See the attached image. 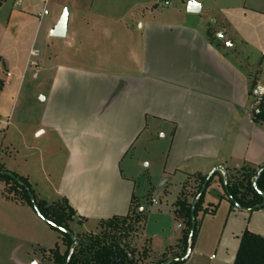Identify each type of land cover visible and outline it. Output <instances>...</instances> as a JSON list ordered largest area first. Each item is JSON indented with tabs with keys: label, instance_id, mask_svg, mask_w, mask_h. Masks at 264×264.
Listing matches in <instances>:
<instances>
[{
	"label": "crops",
	"instance_id": "obj_1",
	"mask_svg": "<svg viewBox=\"0 0 264 264\" xmlns=\"http://www.w3.org/2000/svg\"><path fill=\"white\" fill-rule=\"evenodd\" d=\"M50 1L0 0L1 163L26 177L40 199L67 200L76 212L70 228L77 235L81 232L72 225L92 232L101 221L127 215L133 200L141 204L133 174L140 160L125 162L141 142L142 148L153 151L162 181L158 191L150 187L144 196L148 207L160 213L159 229L148 233L144 207L143 236L157 256L180 253L183 220L175 213L176 201L186 196L194 204L200 178L219 166L227 176L264 166V124L253 120L264 96V0H195L202 4L198 14L187 12L190 0L161 13L145 6L147 2L124 9L110 0H100L95 7V0H76L74 23L68 4L59 0L49 10ZM6 3L10 7L3 11ZM66 8L67 33L54 37L51 32ZM43 28L47 45L51 39L61 40L63 46H73V52L51 57L40 51L35 79L41 75L37 86L43 96L32 141L24 115L11 121L30 51ZM253 81L254 88L263 89L262 96L253 94ZM12 127L26 149L39 152L32 154L28 172L12 170L2 160L3 141ZM217 172L212 179L222 185L224 172ZM4 188L0 180V220L4 216L11 227L0 225V240L22 237L27 227L46 250L43 260L54 264L49 254L62 241L61 234L30 205L6 198ZM219 196L230 203L225 193ZM153 199L159 200L158 206ZM212 206L203 202L189 257L174 264L234 263L239 242L226 247L219 261L201 246L207 235L198 245L202 220L217 208L214 213L204 210ZM243 211L248 213L245 229L264 236V209ZM235 238L239 241L238 234ZM66 249L63 243L59 252ZM8 250L0 246V254Z\"/></svg>",
	"mask_w": 264,
	"mask_h": 264
},
{
	"label": "rangeland",
	"instance_id": "obj_2",
	"mask_svg": "<svg viewBox=\"0 0 264 264\" xmlns=\"http://www.w3.org/2000/svg\"><path fill=\"white\" fill-rule=\"evenodd\" d=\"M57 1L59 0H51L48 9L51 10V8L54 7V3H56ZM61 1L65 2V4H68L67 6L71 7V13H70L71 23H74V19L76 18L75 15L77 14V12L73 7V4L76 0H61ZM98 1L100 0H95L94 7L98 3ZM110 1H112L115 4L116 3L119 4L124 9L133 8L136 4H137L136 7L139 8L141 5L138 4L147 2L148 5L145 6H149V7L153 6L154 11H156V13L167 11L168 9L173 8L175 5H178L181 2L180 0H171L170 4L165 5L163 0H110ZM7 7H10L9 3L5 4L3 11H6ZM122 7H120V9ZM80 12H81L80 14L78 13L79 15L86 14L84 13V11H80ZM213 20L214 19L210 20L211 25H215ZM136 22L137 21H131V23H133L134 25H136ZM35 43H36L35 47L37 49H39L43 53H47L48 56L50 55L51 57H53L54 54H57L58 52H60L61 55L65 53L66 55L67 54L71 55L73 52V48H72L73 46H71V48H67L66 46H63L61 44V40L51 39V41L47 45L45 41L44 28L40 32L39 38L36 40ZM33 71L34 69L30 68L28 70L27 75L25 76V81L20 92L19 105L16 107L14 111V116L11 122H13L14 124L15 122H17L18 118L24 115L26 120L30 121L29 123L31 124V126H29L30 129L28 130L30 132V135L27 138L29 140L35 141L33 138V130L35 127L32 126L33 123L37 121V117L39 114L38 107L42 102L43 95L42 93H40L41 90L37 86L41 80V75L40 78L36 80L32 76ZM18 138H20L18 133H16L12 127V131L8 132V137L6 138L7 140L3 141L4 152L2 155V160L6 164V166L8 168H12V170H16L17 172L20 173L28 172V169L33 168V164H32L33 157L39 156V152L26 149L22 145V143L18 140ZM10 139H12L14 143H10L11 142ZM37 141H38L37 143H39V147L43 146L44 148V142L42 141V139H39ZM140 143L141 142H139V145L136 147V149L127 156L125 162L130 161L131 159L135 161L140 160V165L135 167V171L133 174L135 175V181H136V195L141 204L135 202L134 209L137 211L138 207H141L140 209H143L144 207L146 208V211L149 214L147 231L148 233H151V230L159 229L161 216L160 213H158V211L156 210L157 208L152 206L148 207L144 196L146 193H148L150 187L155 188L154 193L159 190L158 187L162 182L159 180L161 167L154 166L153 151H151L150 149L146 150L142 148ZM33 153L35 156L32 155ZM147 162L151 163L150 167L146 165ZM241 171H243V169H241ZM174 188H175V183L173 181L170 185V190L173 191ZM224 193L225 190L223 186L217 180L212 179L208 185V189L205 192L204 202L206 204L212 203L213 205L212 207H215V205L218 206L216 207L217 210L214 215L206 216L202 220V225H203L202 232L200 234V237L198 238V245H201L200 243L203 242L202 239L203 235L205 237L207 235L206 240L202 243L201 246H203L204 250L208 252L207 254H213L217 256V261L221 260L226 247L230 248L231 243L233 242L240 243V237L242 235L241 232L246 228L247 218H248V213L243 210H240V208L238 207H234L233 210H231V212L229 211L231 207L230 203L225 198L223 200H220L219 195H222ZM151 196L152 193L150 194V197ZM153 201L155 206H158L159 200L157 201L153 199ZM1 218H2L0 220L1 228L4 229L5 227H11V225L8 224L4 216H2ZM200 220H201V215H199L198 218L199 221L198 225L200 224ZM16 223L18 226V222ZM72 228L73 230H75V232H81L77 234L79 235L78 238L79 240L82 239L83 235L99 233L102 230L101 226L100 227L98 226L97 228L93 229L92 232L89 231L82 232L83 230L75 225H72ZM25 229L26 232H24V235L22 237L16 239H11V238L9 239L7 237H4L5 239L1 238L0 246L3 247L4 249L9 248L7 253L3 252L0 254V261L2 264H34V262H39V261L41 262L45 261L43 262V264H47V261L43 260V256H44L43 253L46 250H44L43 249L44 247L39 244L38 236L33 231L31 230L29 231L27 227ZM123 232H125L123 233V236L128 237L127 240L131 242L133 246H137L140 255H142L144 248L149 247L148 240L145 239L143 236L142 223L131 224V227L128 226ZM237 234L239 235L238 238L239 241L235 238ZM58 245L60 248L63 247V242L61 240L57 241V243L54 244L53 246L55 248Z\"/></svg>",
	"mask_w": 264,
	"mask_h": 264
},
{
	"label": "trees",
	"instance_id": "obj_3",
	"mask_svg": "<svg viewBox=\"0 0 264 264\" xmlns=\"http://www.w3.org/2000/svg\"><path fill=\"white\" fill-rule=\"evenodd\" d=\"M209 34L212 35L211 32H209ZM255 84L256 82L253 81V89ZM3 86L4 81L0 79V91ZM259 101L257 105L259 112L255 113L254 111L253 120L256 123L264 124V96H262ZM257 173L258 170L255 168H246L236 175H228V191L224 185V179L221 178L225 196L230 201L231 206L236 207L237 203L249 212L264 209V206L262 208L258 207V205L264 202V196L253 186V178ZM216 174L219 173L217 172ZM206 177L207 176H202L200 178V184L193 193L194 200L200 195ZM0 180L5 184L4 196L6 198L16 202L26 203L34 208L29 192L34 195L40 212L45 218L56 225L49 224L61 234L62 242L67 247L65 253L61 254L59 252V247L56 246L50 250L49 256L54 264H66L73 244V238L70 234L73 233V231L70 228V222L76 215L75 210L69 205L68 201L62 200L60 202L48 203L40 199L26 177L7 169L1 161ZM257 187L259 191L264 193V170L257 180ZM205 192L206 190L200 195L199 201L196 204V217L198 213L203 210L202 205ZM229 194L233 197L234 201L229 198ZM135 202L136 201L133 200L127 215L115 216L108 220L101 221L99 227L101 226L102 230L99 233L83 235L81 240L78 239L79 235H75L78 244L68 264H161L168 261L171 257L184 258L188 252L189 246L191 245V247H193L198 229L197 222L193 237L190 239L192 228L191 209L193 202L190 203L185 196L180 197L175 203V213L179 219L183 220V237L181 239V252L175 253L171 257H167L166 252L157 256L153 253L150 245L144 248L142 255H140L137 246H133V244L127 240L128 237L123 236V233H125L123 231L128 226L131 227V224L142 223V230L144 228L147 214L141 210L140 207H138L136 211L134 209ZM216 207L217 205L210 210L205 209L204 212L214 213ZM59 227L66 229L70 233L62 232ZM233 264H264V236L248 229L244 230L240 237L239 247Z\"/></svg>",
	"mask_w": 264,
	"mask_h": 264
},
{
	"label": "water",
	"instance_id": "obj_4",
	"mask_svg": "<svg viewBox=\"0 0 264 264\" xmlns=\"http://www.w3.org/2000/svg\"><path fill=\"white\" fill-rule=\"evenodd\" d=\"M195 5H198L195 6ZM195 5H193L191 3V0L188 1L187 3V12L189 13H195V14H198L202 11V4L201 3H198L197 1H195ZM68 22H69V9H65L58 24L55 26V28L53 29V31L51 32V35L54 36V37H64L67 33V28H68ZM223 34L220 33L219 34V37L220 38H223ZM223 171L224 172V185L228 191V177H227V174L225 172V169L223 166H219L217 168H215L207 177H206V180L202 186V189H201V192H200V195L206 190V187H207V184L209 183L210 179L213 177V175L217 172V171ZM264 170V166L262 168H260L258 170V173L257 175L253 178V186L254 188L264 196V193L259 191L258 187H257V180L260 176V174L262 173V171ZM19 181V180H18ZM21 184H23L21 181H19ZM200 195L196 198L193 206H192V209H191V219H192V228H191V233H190V239L193 237V233L195 231V228H196V224H197V219H196V215H195V208H196V204L197 202L199 201V198H200ZM29 196L31 198V201L33 203V206H34V210L36 211L37 215L43 220L45 221L46 223L48 224H51V225H54L56 226L54 223L50 222L47 218L44 217V215L40 212L38 206H37V203H36V199L34 197V195L29 192ZM229 198L234 201L233 197L229 194ZM264 206V202L260 205H258L259 208H262ZM236 207L240 208V209H245V208H242L241 206H239L237 203H236ZM246 210V209H245ZM59 229L62 231V232H65V233H70L69 231H67L66 229L64 228H61L59 227ZM72 238H73V244H72V247H71V250H70V254H69V257L67 259V262L66 264L69 263L70 261V258L71 256L73 255L74 251H75V248L77 247V244H78V241H77V238L76 236L73 234V233H70ZM191 245L189 246V249H188V252L186 254V256L184 258H171L169 259L168 261L164 262V263H161V264H172V263H176V262H181L182 260L184 259H187L189 257V254L191 252Z\"/></svg>",
	"mask_w": 264,
	"mask_h": 264
},
{
	"label": "built area",
	"instance_id": "obj_5",
	"mask_svg": "<svg viewBox=\"0 0 264 264\" xmlns=\"http://www.w3.org/2000/svg\"><path fill=\"white\" fill-rule=\"evenodd\" d=\"M163 2L165 3V5H168L170 0H163ZM40 55H41V52L39 49H37V48L32 49L30 51L29 59L27 62V68L28 69H30V68L34 69L33 74H32V76L34 78H37V76H38V69L40 67V61H39ZM253 94L256 96H262L263 95V89L260 87H256L253 89ZM254 111H255V113H258L259 109L256 107L254 109Z\"/></svg>",
	"mask_w": 264,
	"mask_h": 264
},
{
	"label": "snow or ice",
	"instance_id": "obj_6",
	"mask_svg": "<svg viewBox=\"0 0 264 264\" xmlns=\"http://www.w3.org/2000/svg\"><path fill=\"white\" fill-rule=\"evenodd\" d=\"M191 3H192L193 5H195V0H191ZM195 6L198 7V5H195Z\"/></svg>",
	"mask_w": 264,
	"mask_h": 264
}]
</instances>
